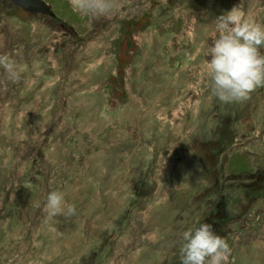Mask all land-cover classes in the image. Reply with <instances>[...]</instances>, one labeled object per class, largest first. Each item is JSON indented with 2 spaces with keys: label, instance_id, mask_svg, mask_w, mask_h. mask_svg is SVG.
<instances>
[{
  "label": "rangeland",
  "instance_id": "obj_1",
  "mask_svg": "<svg viewBox=\"0 0 264 264\" xmlns=\"http://www.w3.org/2000/svg\"><path fill=\"white\" fill-rule=\"evenodd\" d=\"M44 1L0 0V264H180L200 223L264 264V87L224 103L205 75L216 18L264 0Z\"/></svg>",
  "mask_w": 264,
  "mask_h": 264
},
{
  "label": "clouds",
  "instance_id": "obj_2",
  "mask_svg": "<svg viewBox=\"0 0 264 264\" xmlns=\"http://www.w3.org/2000/svg\"><path fill=\"white\" fill-rule=\"evenodd\" d=\"M74 7L90 9L92 3H76ZM217 38L207 48L205 75L211 92L221 102L246 100L259 87H264V25L242 20L233 8L216 18ZM10 77L16 76L13 63L0 59ZM51 215L72 216L75 208L66 206L61 193L52 191L46 198ZM231 247L209 223H200L180 233V264H230Z\"/></svg>",
  "mask_w": 264,
  "mask_h": 264
},
{
  "label": "water",
  "instance_id": "obj_3",
  "mask_svg": "<svg viewBox=\"0 0 264 264\" xmlns=\"http://www.w3.org/2000/svg\"><path fill=\"white\" fill-rule=\"evenodd\" d=\"M13 2L27 12L54 15L51 6L44 0H13Z\"/></svg>",
  "mask_w": 264,
  "mask_h": 264
}]
</instances>
